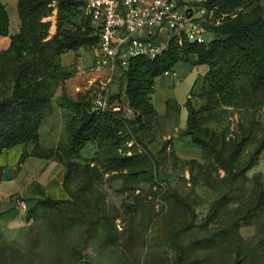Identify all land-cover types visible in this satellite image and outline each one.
<instances>
[{"label": "rangeland", "instance_id": "374dc122", "mask_svg": "<svg viewBox=\"0 0 264 264\" xmlns=\"http://www.w3.org/2000/svg\"><path fill=\"white\" fill-rule=\"evenodd\" d=\"M0 1L10 18V36L0 37L2 98L11 93L17 72L39 61L6 53L20 20L17 0ZM193 1L200 0H185ZM57 5L51 0L52 14L43 20L49 23L44 43L58 35ZM80 24L76 16L65 30ZM43 67L47 64H39ZM73 68L69 78L58 82L48 73L61 71H46L53 98L42 126L41 151H59L67 144L72 103L96 108L105 97L108 107L121 110L123 126L113 139L89 144L69 168L53 155L51 169L37 159L39 166H17V172L23 170L19 181H12L13 170L12 180L6 181L5 170L0 264H264V151L245 171L264 138V91L207 105L201 87L209 67L178 63L156 79L152 103L157 114L144 117L118 93L119 71L108 70L89 85V80H76ZM188 100L198 111L201 138L214 150L205 151L186 136ZM58 111L63 127L56 144L52 133L59 127ZM247 137L228 174L224 166L230 148ZM32 149L16 146L0 155V164L16 167L21 151ZM126 158H132L127 169L111 168Z\"/></svg>", "mask_w": 264, "mask_h": 264}, {"label": "trees", "instance_id": "16d2710c", "mask_svg": "<svg viewBox=\"0 0 264 264\" xmlns=\"http://www.w3.org/2000/svg\"><path fill=\"white\" fill-rule=\"evenodd\" d=\"M50 3L51 0H17L20 29L10 37V49L6 52L11 56L33 57L41 66L47 64L42 71L39 64L22 67L15 75L11 93L0 98V155L23 144L33 148L31 153L25 151L22 154L20 168L29 157L55 162L53 155L58 157L56 162L69 168L71 161L89 144L113 139L123 126L121 110L115 111V108L107 106L105 111H99L84 103H72L67 144L60 152L54 148L41 151L40 131L53 98L46 71H61L60 74L48 73L54 82L67 79L70 72H66L62 57L73 52L77 63L79 50L96 49L100 44V28L93 23L87 0H58V35L44 43L49 23L43 20L52 14ZM263 3L264 0H204L186 4L197 8L198 12L205 11L203 25L211 34L212 41L202 45L184 39L179 44L178 39L173 38L155 59L138 56L129 59L127 67L119 66L120 91L128 98L130 108L140 111L144 117L157 114L152 103L156 79L172 71L178 63L191 61L196 66L209 67L201 87L207 105L220 101L231 103L240 99L241 95L264 91ZM82 7L86 9L83 12L80 10ZM76 16H81L80 26L75 30H65V26L71 24ZM8 36L10 18L6 6L0 1V37ZM44 58L46 62L42 63ZM186 108V136H190L192 142L205 151L214 150L211 142L200 136L198 111L190 100ZM248 141L247 137L240 141L238 148H230L232 154L224 166L228 174L236 167L238 152H242ZM263 151L264 138L251 155L245 171L254 167ZM130 161L132 158L115 160L111 168L124 171L129 166L126 162ZM5 170L0 165V183ZM67 173L68 177L70 172Z\"/></svg>", "mask_w": 264, "mask_h": 264}, {"label": "built area", "instance_id": "2783aa9c", "mask_svg": "<svg viewBox=\"0 0 264 264\" xmlns=\"http://www.w3.org/2000/svg\"><path fill=\"white\" fill-rule=\"evenodd\" d=\"M93 23L100 28V44L92 72L115 73L127 67L133 57L155 59L165 50L155 40L165 35L181 44H210L212 36L204 27V10L182 4L180 0H87ZM169 73V72H168ZM166 73V75H168ZM95 110L105 111L107 100L101 97Z\"/></svg>", "mask_w": 264, "mask_h": 264}, {"label": "crops", "instance_id": "0c3cea01", "mask_svg": "<svg viewBox=\"0 0 264 264\" xmlns=\"http://www.w3.org/2000/svg\"><path fill=\"white\" fill-rule=\"evenodd\" d=\"M183 3H185V4H190V3H194V2H201V1H204V0H200V1H193V2H185V0H181ZM263 5H264V3H263ZM155 43L156 44H162V45H164V47L166 48L167 47V41H166V37H165V35H161V36H159V38H157V40H155ZM78 55H79V59H78V61H77V63H76V60H75V54L73 53V52H69V53H67V54H65L63 57H62V63H63V66L66 68L65 70H66V72L68 71V72H70V71H72L73 69H72V67L74 66V64H76V69H77V74H76V80L77 81H86V80H89V85H92V83L96 80V79H98V78H103V77H105L106 75H108L107 74V72H108V70H106V71H104L103 73H101V74H97V73H94V72H92V67H93V65L95 64V61H96V56H97V52H96V49H94L93 51H91V52H89V51H87V50H85V49H81V50H79L78 51ZM66 58H68V60L67 61H64V59H66ZM201 67H203V66H201ZM205 72V74L208 72V70H205L204 71ZM79 90L81 89V88H78ZM118 93H120V94H122L123 96H125L124 95V93H123V91H120V88H119V92ZM62 111H58V112H56V115H55V118H58L59 117V115H60V113H61ZM58 120H60L59 118L58 119H56V125L58 124ZM58 130H55L54 131V134L52 133V138H56L55 140H54V143H56L57 144V142L59 141V139H58V135H59V133H60V131H59V128H61V127H63V124L61 123V122H59V124H58ZM41 132H42V129H41V131H40V135H41ZM58 133V134H57ZM5 152H7V151H5ZM4 152V153H5ZM24 152L23 151H21V154H20V157H19V160H18V163H17V165H16V167H12V166H10L11 168H12V170H13V180L12 181H19V178L21 179L22 178V176H23V170L21 171V172H17L16 171V168H17V166L19 165V162H20V159H21V156H22V154H23ZM3 154V153H2ZM1 154V155H2ZM33 159H37V158H33V157H29L26 161H25V163H24V167H23V169H25L26 168V166H28V164L30 163V165H38V162H34V160ZM37 160H39V163L40 162H42L43 164H45V165H42V166H49L48 168L49 169H51V165L53 164V163H55V162H53V161H47V160H42V159H37ZM56 164V163H55ZM2 167H4V168H6L7 169V167H9V165L7 164V165H2V164H0ZM39 166V165H38ZM36 181V177L35 178H33V180H32V182H35ZM4 183V182H3ZM3 183L2 184H0V187L3 185ZM15 193H17V192H15ZM10 195H13V193L11 192L10 193Z\"/></svg>", "mask_w": 264, "mask_h": 264}, {"label": "water", "instance_id": "95a60500", "mask_svg": "<svg viewBox=\"0 0 264 264\" xmlns=\"http://www.w3.org/2000/svg\"><path fill=\"white\" fill-rule=\"evenodd\" d=\"M5 180L10 181L12 180V168H7L5 172Z\"/></svg>", "mask_w": 264, "mask_h": 264}]
</instances>
